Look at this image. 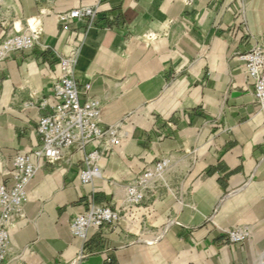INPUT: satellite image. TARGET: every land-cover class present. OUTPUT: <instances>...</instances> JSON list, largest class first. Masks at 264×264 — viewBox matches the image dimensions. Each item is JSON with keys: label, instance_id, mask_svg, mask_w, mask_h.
I'll return each instance as SVG.
<instances>
[{"label": "crops", "instance_id": "0c3cea01", "mask_svg": "<svg viewBox=\"0 0 264 264\" xmlns=\"http://www.w3.org/2000/svg\"><path fill=\"white\" fill-rule=\"evenodd\" d=\"M81 7H96V17L68 24L59 21V14ZM19 35H36L37 40L33 49L15 51L0 59V186L9 181L15 157L42 146L38 122L49 112L42 103L52 102L62 58L78 59V86L84 91L86 85H92V94L103 104L104 126L109 128L119 126L121 109L111 97L105 102L110 88L106 82L95 80V75L122 68L120 58L138 51L140 40L147 37L160 38L161 55L160 65L150 63L146 68L151 75L157 73L146 85L154 104L144 118L135 116L131 120L130 141L102 159L101 178L91 185H81L79 175L85 169V152L76 149L67 153L60 168L41 165L22 210L35 214L36 201L47 197L49 208L60 219L59 228L53 227V231L61 234L63 240L57 243L50 262L38 256L32 264H73L76 260H80L77 264H147L154 256L139 252L137 239L161 228L173 209H178L181 216L164 229L159 245L170 247L177 261L199 260L201 256L211 260L224 241L214 229L202 228L203 224L228 195L243 190L254 177L264 180V112L256 105L244 63L236 57L250 52L258 43L264 45V0H102L56 4L46 0H9L0 20V46ZM170 47L175 50L170 52ZM205 51H209L208 57L202 56ZM206 71L208 82L203 80ZM132 99L133 96L129 101ZM222 115L250 121L241 126L240 138H228L222 136L224 131H215L217 126L211 123ZM217 135L221 138L219 148ZM254 135L257 141L252 142ZM210 137L214 148L209 151L203 170L195 167L190 171L191 190L187 194L180 199L162 195L164 201L154 202L156 196L151 197L147 207L129 209L118 228L91 230L85 242L72 236V220L92 206L124 209L121 206L126 203V186L133 177L129 169L136 174L168 159L172 163L166 173L168 179L181 170L180 166H173L172 156L178 160L180 151ZM127 156L134 157L131 163ZM56 173L61 176L55 178ZM156 184L151 185L153 193ZM65 205L70 207L58 214ZM160 258L165 260L164 255Z\"/></svg>", "mask_w": 264, "mask_h": 264}, {"label": "rangeland", "instance_id": "374dc122", "mask_svg": "<svg viewBox=\"0 0 264 264\" xmlns=\"http://www.w3.org/2000/svg\"><path fill=\"white\" fill-rule=\"evenodd\" d=\"M140 41L142 46H140L138 51L132 55L120 58L121 64L123 65L122 68L117 71L97 74L94 77L95 80L106 82L108 84L110 92L109 97L107 96V98H105V102L108 103L112 98L115 103L120 106L122 114L118 123L120 144L117 148L104 152L102 158L110 157L116 152V149L122 146L123 143H128L130 141L128 134L133 126L131 120L135 116H137V118H144L146 110L154 104L151 103L152 95L147 92L146 89L148 87L146 85L152 78H155V74L157 73L155 71L154 75H151V72L146 71V68L150 63L153 66L160 65L159 58L161 55L158 46L160 38L147 37ZM169 50L170 52H173L175 49L173 50L170 47ZM208 54L209 51H205L202 53V56L208 57ZM236 57H239V55ZM116 64L117 63H113L114 66ZM203 78L205 82H208L209 76L207 71L204 72ZM131 96H133V99L130 102L129 99ZM130 104L132 106L131 108L129 107ZM257 107L259 106L257 105ZM249 123L250 121L248 122L247 118H244L242 122H240V120L234 117L230 118L229 116L222 115V117L212 121L211 124L217 126L215 131H224L222 136L228 138H240L242 136L241 126H246ZM214 132L211 133L210 136H213L215 134ZM210 138L202 139L197 146L180 151V157L178 160H176L173 155V166H180L181 170L178 173L170 175L167 179L166 173L172 165L171 160H169L170 166L163 178L156 182L157 184L153 190L154 193L149 189L147 191L146 200L137 208H144L147 207L148 204L150 205L151 201L149 199L154 196L156 197H154L153 202L156 201V199L164 201L165 199L161 197L162 195H166L167 197V195L171 194L173 199H180L181 195L187 194V192L191 190L188 181L191 174L190 171L195 167L203 170L207 165L206 158L209 151L214 148L213 140L212 138L210 140ZM220 140L221 138L218 136L216 148H219ZM250 141H257L256 135H254V138L250 139ZM87 149L86 151H89V149ZM176 154H178V152ZM127 158L130 163L134 159L133 156H127ZM55 168H60V166L56 165ZM129 171L130 174H133V177L127 183V186L142 172L135 174L132 169H129ZM51 173H53V171ZM58 176H61V174L56 173L54 177L56 178ZM36 202L37 208L35 214L32 213L29 215L22 210L17 214V217L11 224L9 230L10 246L7 255V264H32L34 258H38V256L45 257L47 261L46 263H48L51 261V257L55 255V247L57 243L62 242L63 240L61 234L57 233V231H53V227H55L56 230L59 228L60 219L56 217L54 209L49 208L50 204L48 198L42 197ZM69 207L70 206L68 205L63 206L58 210V214L59 212L62 214L66 211V208ZM121 207H124V209L121 210L122 221H124V218H126L125 216L129 213V209L132 208H128L127 202ZM180 216V211L178 209H173L164 220V225L161 228H154V231L151 234L147 233L146 235L143 234L142 237H138L136 247L139 252L143 253L145 251L154 256L153 260L147 262V264L264 263V180L261 179L258 181V179L254 177L251 183L243 190L228 195L218 210L203 224L202 228L210 227L211 229H214L216 233L221 235L224 241L222 245L217 248L216 254L211 260L201 256L199 260H188L184 262L177 261L176 253L169 250L170 247H161L159 245V240L164 229L178 221V217ZM144 217L145 216L143 215V220L141 222L142 230H144L145 226ZM21 223L24 225H20ZM246 226L252 229V238L244 244L230 243L228 240V233L235 228ZM12 241H15V245ZM161 255H164V261H161ZM186 257L189 256L186 255ZM79 262L80 260H76L73 264ZM142 264H146V262H143Z\"/></svg>", "mask_w": 264, "mask_h": 264}, {"label": "built area", "instance_id": "2783aa9c", "mask_svg": "<svg viewBox=\"0 0 264 264\" xmlns=\"http://www.w3.org/2000/svg\"><path fill=\"white\" fill-rule=\"evenodd\" d=\"M0 0V20L5 4ZM52 4L62 1L102 0H46ZM96 7H81L58 15L59 21L68 24L74 20L95 18ZM93 26V24H91ZM36 35H19L7 39L0 46V59L15 51L31 50L36 45ZM62 58L61 75L55 81L52 102L44 101L42 108H48L47 115L38 122L37 131L42 137V146L32 152L20 154L13 160L10 179L0 186V264L7 261L10 246V227L17 214L29 200V186L42 164L59 165L71 150L85 152V169L80 172L81 185L88 186L102 177V156L104 152L120 144L118 126L106 128L103 121V104L92 94V85L81 91L75 78L74 59ZM238 60L245 65L249 83L254 89L255 102L264 112V45L256 44L253 49L241 54ZM85 98V100H83ZM93 147L91 151H86ZM170 166L163 159L147 167L126 187L128 208L139 207L147 198L151 185L162 179ZM122 212L111 206L94 205L88 211L77 215L71 222L70 231L74 238L86 241L91 230L115 229L122 223ZM253 236L250 227H239L228 233L232 244H244Z\"/></svg>", "mask_w": 264, "mask_h": 264}, {"label": "bare ground", "instance_id": "6f19581e", "mask_svg": "<svg viewBox=\"0 0 264 264\" xmlns=\"http://www.w3.org/2000/svg\"><path fill=\"white\" fill-rule=\"evenodd\" d=\"M36 22V21H35ZM75 59V58H74ZM74 71L75 70H77L79 67H80V65H78V59H76V60H74ZM262 264H264V263H262Z\"/></svg>", "mask_w": 264, "mask_h": 264}]
</instances>
